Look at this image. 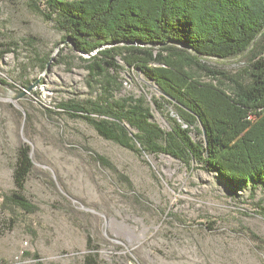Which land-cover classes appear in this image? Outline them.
<instances>
[{"label":"rangeland","instance_id":"rangeland-1","mask_svg":"<svg viewBox=\"0 0 264 264\" xmlns=\"http://www.w3.org/2000/svg\"><path fill=\"white\" fill-rule=\"evenodd\" d=\"M44 9L0 0V50L10 48L0 59V195L15 189L16 151L27 139L35 169L24 193L37 206H0V264H84L89 255L99 264H264L263 185L234 188L187 157L138 152L60 107L101 88L89 84L90 55L73 50ZM116 59L115 96L144 97L152 120L170 130L178 116L163 91ZM207 63L237 73L249 59Z\"/></svg>","mask_w":264,"mask_h":264},{"label":"trees","instance_id":"trees-1","mask_svg":"<svg viewBox=\"0 0 264 264\" xmlns=\"http://www.w3.org/2000/svg\"><path fill=\"white\" fill-rule=\"evenodd\" d=\"M37 1L63 40L90 55L84 59L94 82L89 84L101 88L94 99L61 103L64 111L138 152L202 163L234 188L264 186V0ZM9 50L1 49L0 59ZM116 56L163 91L161 98L178 116L170 117V130L152 120L144 97L115 96L122 86ZM235 57L249 59L237 73L207 63ZM49 60H42V69ZM154 103L166 105L158 98ZM32 152L27 141L18 146L15 189L0 195L1 207L36 211L24 193L35 169ZM84 264L99 263L89 255Z\"/></svg>","mask_w":264,"mask_h":264},{"label":"water","instance_id":"water-1","mask_svg":"<svg viewBox=\"0 0 264 264\" xmlns=\"http://www.w3.org/2000/svg\"><path fill=\"white\" fill-rule=\"evenodd\" d=\"M32 87H33V86L28 87V90H30ZM24 94H25V92L21 93L20 96H22V95H24ZM26 141L29 142L27 139H26ZM29 143H30V142H29ZM32 153H33V152H32Z\"/></svg>","mask_w":264,"mask_h":264}]
</instances>
